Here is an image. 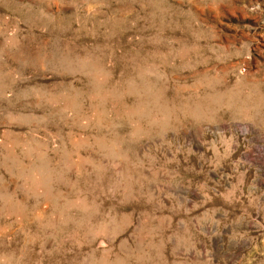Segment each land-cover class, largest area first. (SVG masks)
I'll list each match as a JSON object with an SVG mask.
<instances>
[{
  "label": "rangeland",
  "instance_id": "rangeland-1",
  "mask_svg": "<svg viewBox=\"0 0 264 264\" xmlns=\"http://www.w3.org/2000/svg\"><path fill=\"white\" fill-rule=\"evenodd\" d=\"M0 264H264V0H0Z\"/></svg>",
  "mask_w": 264,
  "mask_h": 264
}]
</instances>
